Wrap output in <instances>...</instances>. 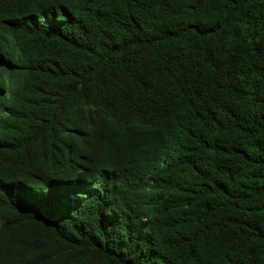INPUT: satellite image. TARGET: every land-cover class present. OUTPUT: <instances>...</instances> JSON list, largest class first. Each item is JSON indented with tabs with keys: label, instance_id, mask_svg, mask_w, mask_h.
<instances>
[{
	"label": "trees",
	"instance_id": "trees-1",
	"mask_svg": "<svg viewBox=\"0 0 264 264\" xmlns=\"http://www.w3.org/2000/svg\"><path fill=\"white\" fill-rule=\"evenodd\" d=\"M0 264H264V0H0Z\"/></svg>",
	"mask_w": 264,
	"mask_h": 264
}]
</instances>
